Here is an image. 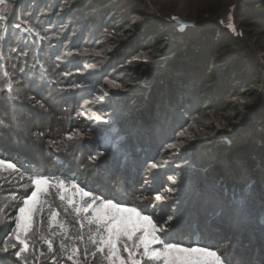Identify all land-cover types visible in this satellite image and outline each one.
Returning a JSON list of instances; mask_svg holds the SVG:
<instances>
[{
  "label": "trees",
  "instance_id": "obj_1",
  "mask_svg": "<svg viewBox=\"0 0 264 264\" xmlns=\"http://www.w3.org/2000/svg\"><path fill=\"white\" fill-rule=\"evenodd\" d=\"M39 1L19 0L15 14H10L6 39L0 41V72H9L23 85L18 89L21 99L15 101L16 113L20 100L36 106L35 101L26 99L34 96L55 116L52 128L41 125L39 129L47 133L44 141L38 142L41 152L36 154L49 156L42 167L45 173L55 168L50 165L53 155L63 153L56 170L68 179L70 175L79 178L73 167L80 163L84 170L91 171L92 168L86 167L88 156L94 150L105 151L95 168L100 180L105 181L100 184L102 189L109 190L110 183L115 186L114 180L121 179L120 190L128 193L125 189L129 178L137 177L151 162L160 165L162 160L171 158L173 163L185 162L188 171L193 167L201 183L214 190L218 199L214 209L219 208V213L225 208L228 213L237 212L229 205L230 190L254 185L251 205L242 209L244 213L249 210L252 219L242 229L264 232V0H137L141 4L139 9L106 5L99 0H55L53 7L45 8L46 11L53 12L56 6L64 22L84 18L81 35L66 47L71 61L63 66L56 64V55L49 49L57 40L46 27L58 26V21L39 12ZM24 17L46 37L39 48L34 44L32 33L14 27L18 22L24 26ZM172 17L184 22L181 29ZM230 22L234 30L229 27ZM70 32L67 29L60 34L64 44ZM14 47L28 55L13 53ZM84 48L89 52L81 55ZM93 49L102 55H94ZM36 59L45 63L49 73L44 80L40 79L38 64L35 69L30 67ZM89 64L98 67L87 69ZM22 65L26 66L27 79L19 70ZM78 68L89 80L88 95L82 96L85 100L108 93L100 102L82 104L83 109L86 106L90 111V114L84 111V115L103 112L111 116L105 118L104 125L98 124V129L90 132L89 144L79 142V151L49 150L46 141L60 140L70 129L68 121L61 117L62 109L53 106L47 97L54 86L49 85V80L57 77L67 98L71 93L67 88L79 81ZM60 69L71 73L69 84L65 78L53 74ZM111 81L121 87H112ZM40 84L44 87L39 88ZM36 89H42L44 95H36ZM23 110L28 115L27 124L33 125L34 111L28 107ZM2 111L3 105H0ZM120 134L125 135L120 145L102 148V135H108L113 141ZM181 140L185 142L174 149L176 154L170 155L168 145ZM7 145L2 151L12 155L5 150ZM31 165L26 168L40 167ZM93 173L88 176V182L96 177ZM130 185L133 188L137 183ZM222 186L229 198L219 193ZM53 206L75 230L77 224L71 212H64L58 199ZM214 217L215 214L203 219L211 221ZM191 219L183 227L189 238L210 239L198 219ZM220 226L218 229L223 230ZM263 245L264 242L251 250L249 256L260 247L264 249Z\"/></svg>",
  "mask_w": 264,
  "mask_h": 264
},
{
  "label": "snow or ice",
  "instance_id": "obj_2",
  "mask_svg": "<svg viewBox=\"0 0 264 264\" xmlns=\"http://www.w3.org/2000/svg\"><path fill=\"white\" fill-rule=\"evenodd\" d=\"M18 2L19 0H13V2L0 0V41L6 39L10 14H15ZM172 19L175 20L178 17H172ZM23 25L18 22L14 27L18 31L32 33L35 37L34 44L36 48H39L46 37L28 23L27 17H24ZM229 27L234 30L231 22ZM11 51L18 53L19 56L28 55V52L16 47ZM88 52L89 49L84 48L80 54L84 55ZM92 52L96 56L102 55L94 49ZM33 55L35 56L34 52ZM37 64L40 79H46L49 73L44 62L36 59L35 63L30 66L31 69H35ZM13 67L15 68L16 65ZM97 67V64L86 65L87 69ZM19 70L25 73L27 79L26 66H20ZM81 72L82 70L78 68L77 73ZM69 75L71 73H64L66 77ZM32 82L29 81V83ZM53 84L56 91L65 90L60 87L59 81L49 80V85ZM110 85L115 88L121 87L115 81H111ZM22 86L21 81L14 79L9 72H0V105H3V111L0 112V173L8 172L12 176H18L20 181L30 182V184L19 183V188L23 189L20 195L16 192L11 194V200L22 199V203L16 211L14 227L8 233L3 246L0 247V264H5V260L10 258H15L16 264H44L46 259H50L51 264H62V257H66L72 264H233L230 257L215 243L200 239L189 241L176 239L172 235V229L178 217L174 215L168 216L166 220L159 223L152 216L143 214L137 206H128L127 201H118L115 195L112 198H105L103 193L98 195L93 191H86L85 187L77 182L78 178L75 176L68 179L63 175H57L53 169H48L46 174L41 167L24 168L12 162L15 157L2 151L4 145L8 143L19 145L24 133L31 127L30 124L23 123L16 115L15 101L21 99L18 89ZM38 87L42 88L44 85L40 84ZM80 87L77 84L70 85L72 89ZM107 95L108 93L104 92L103 96L98 99L103 100ZM26 99L29 102L35 101L36 106L47 111L41 100H37L34 96H28ZM88 119L100 121L103 116L99 113H92ZM46 135L44 131H35L30 133V138L41 142L44 141ZM87 136H90L89 132L75 129L64 132L60 140L48 139L46 143L49 150L60 152L71 148L73 152H76L79 151V142ZM184 142L181 140L177 144L168 145V148H178ZM105 154V151H99L95 155H89L86 167L98 168V161ZM159 166V163L151 162L148 164V169L150 171ZM168 179L173 184L176 183L175 177L170 176ZM173 190V188H166L165 191L171 193ZM230 191V206L237 211L250 207L251 196L255 191L254 185L245 184ZM55 199L62 203L64 212L71 210L75 223L79 225L78 235H70L69 223L64 219H58L60 212L53 206ZM137 199L147 198L137 197ZM155 199L159 201L164 197L156 195ZM12 207L15 205L13 204ZM45 211L49 213L48 235L41 233L37 225V219L42 218ZM6 223V206L0 205V226ZM86 226L87 236H85ZM54 227L58 231L53 230ZM33 232L40 233L39 239L43 245H46L47 254L41 250L39 245H35V241H32ZM54 238H59L58 252L54 245ZM66 241H71V243H66ZM89 245L94 248L91 253L88 251ZM81 249H83L82 253ZM89 255L92 257L91 261H89Z\"/></svg>",
  "mask_w": 264,
  "mask_h": 264
},
{
  "label": "rangeland",
  "instance_id": "obj_3",
  "mask_svg": "<svg viewBox=\"0 0 264 264\" xmlns=\"http://www.w3.org/2000/svg\"><path fill=\"white\" fill-rule=\"evenodd\" d=\"M55 0H40L39 4H41V8L39 12L42 13L44 16H52L56 21H58V26H52L51 24L46 25V27L52 32V36L54 41L50 44L49 49L51 52H54L56 55V64L59 66H63L67 64L70 59L68 51L66 47L73 41L78 39L79 34L81 35L83 31V26H81V22L84 18L81 16L79 17L77 22L74 19L62 21L61 17H63L62 12L57 11V7L55 6V10L53 12L46 11L45 8H52ZM103 4H111L114 6H121L124 9L128 8H140L141 4L137 0H99ZM71 2V1H69ZM41 16V15H40ZM42 18L43 20L46 19ZM77 18V16H75ZM178 23V28L181 29L184 25V22L176 19ZM45 22V21H44ZM63 22V23H62ZM78 23V24H77ZM91 23V22H90ZM91 27V24H88ZM67 29H71L70 34L67 36L68 41L66 44L63 42V37L60 34H64V31ZM56 31L58 33H56ZM90 32V31H89ZM51 55V54H50ZM56 76L65 78L68 82H71L72 79L68 76H64L63 70L60 69L57 72L54 71ZM80 78L79 81H74L71 84H77L81 87L78 89H72L70 86L67 88L68 92H71L70 95L66 98L63 91H56L55 85L51 92L47 93V97L51 99V103L53 106L59 107L63 111V119H66L70 124V129H80L82 131L92 132L97 130V125H104L102 124L105 121V118H109L111 114L106 113H99L103 116V119L100 121L89 120L88 114L84 115V111L87 112V107L83 109L82 104H91L100 102V99L89 97L85 100L82 96H87L88 93L86 92V88L89 87V80L86 79L81 73L78 74ZM53 80L57 81V77H53ZM52 80V79H51ZM52 80V81H53ZM80 80H82L81 83ZM44 91L42 89H36V95L43 96ZM17 102V101H16ZM18 105L20 106L18 112L16 113L17 117L21 119L23 123H28V115L23 110L24 108H30L34 111L35 121L33 122L32 129H28L22 138V142L17 145L15 143H8L5 147V150L10 152L12 156L15 157V160L12 162L17 163L18 165H23L25 168L26 166H32V163L37 164L41 168L43 164L49 160V156L47 155H36L37 153L41 152V146H33L38 145V142L33 141L30 138V133L39 131L40 126L43 125L46 129L52 128L54 125V118L55 116L52 115L50 110L45 111L44 109L39 108L38 106L27 105L24 101H18ZM58 105V106H57ZM79 105V106H78ZM78 108H75L77 107ZM90 114V111L88 110ZM115 132L114 129H112ZM158 134L160 130L157 131ZM63 136V135H62ZM91 135L85 137L82 141L83 144H89L91 139ZM125 140V135L120 134L115 140L111 141L108 135L101 136L102 148L107 149L110 146H118ZM174 144V143H172ZM62 152V151H60ZM97 151L94 150L92 153L95 155ZM176 150L171 149V154H176ZM169 155V156H170ZM54 160L53 163L50 164L54 169L57 175H62L59 170H56V165H60L63 153H59L57 155H53ZM63 160V159H62ZM88 160V159H87ZM100 162V161H98ZM50 163V161H49ZM56 163V164H55ZM118 164H115V166ZM85 168L81 167L79 163L76 168L73 167L74 173H77L80 177L78 178L77 182L81 184L82 187H85L86 191H93L99 190L95 192V194L103 193L105 198H112V196H116L118 201H127L128 206H137L145 215H150L157 220L159 223H162L163 220H166L168 216L174 215L178 217L175 221V224L172 229V235L179 240L189 241L188 234L184 231L183 227L187 221L191 218L195 217L198 219V224L202 226L204 231L208 233L206 242L215 243L217 246L224 251L226 255L230 257L233 264H264V249L261 247L259 251L256 252L254 255L249 256V252L254 250L257 246H262L264 242V232L263 231H255L253 228L252 231H247L242 229L243 226L249 225L247 221L252 219L250 216V211L247 210L245 213L244 210H239L237 212H229L228 210L223 209V214L219 213V208L214 209L216 204L217 196L214 193L213 189H207L204 184L201 183L199 177L197 175L196 170L192 167L190 171L187 169V164L184 162L180 163H173L171 158L162 160L160 166L157 169H152L149 171L148 168L144 169L137 177L129 178L128 184L126 185L128 193H123L120 190V185L123 183L121 179H115L114 182L116 183L115 186H112L110 183L109 190L102 189L100 184H103L105 181L100 180V175L95 171V168H92L91 171L84 170ZM102 171V170H101ZM95 172V173H93ZM94 174L96 177H92V180L88 182V176ZM102 174V173H101ZM77 176V175H76ZM173 176L176 178V183L173 184L172 181L168 179V177ZM72 178V175L69 176ZM29 183V181H20L18 176H12L8 172L0 173V205L6 206L7 212V223L4 226H0V247L3 246L5 239L8 237V233L11 232L12 228L14 227L15 221L14 217L16 215V211L18 207L22 203V199L19 200H11L12 192H16L17 195H20L23 192V189L19 188V183ZM135 182L137 185L133 188H130V183ZM125 183V181H124ZM264 184V183H263ZM190 186V187H189ZM166 188H173V192L168 193L166 192ZM264 188V186H262ZM104 190V191H103ZM224 198H229V195H225V189L223 186L221 187V191L219 192ZM229 193V192H228ZM30 194V193H29ZM156 195H162L164 197L163 200H156ZM227 196V197H226ZM137 197H146L147 199L138 200ZM15 207H12V205ZM63 206V205H62ZM64 209V206H63ZM71 212L69 209L67 213ZM211 214V215H210ZM215 217L209 221L208 219H203V217L214 216ZM48 215L49 213L45 211L42 214V218L37 219V225L40 227V232L44 235L49 234L48 230ZM58 219H62V217H58ZM192 220V219H191ZM223 226V230L218 229V227ZM55 231H58L57 228L54 227ZM213 232V233H212ZM79 234V225L75 230L70 226V235H78ZM87 226L85 228V236H87ZM40 233L33 232L32 234V241H35V245H39L41 250L47 254V247L43 245L39 239ZM214 235V236H213ZM58 239L54 238V245H56L57 252L58 249ZM192 240V239H191ZM196 240V237L193 238ZM14 242V241H10ZM66 243H71V241H66ZM34 245V246H35ZM190 246V245H189ZM264 246V245H263ZM94 250L93 246L89 245L88 251L91 253ZM83 249H81V253ZM248 254V255H247ZM83 258V257H81ZM62 264H72L71 261H68L66 257H62ZM92 260L91 255H89V261ZM260 262V263H259ZM5 264H16L15 258H10L5 260ZM44 264H51L50 259H46Z\"/></svg>",
  "mask_w": 264,
  "mask_h": 264
}]
</instances>
